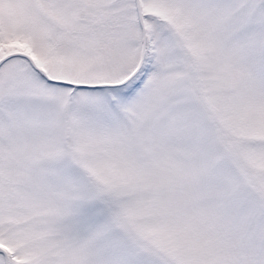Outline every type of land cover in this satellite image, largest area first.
<instances>
[{"label":"snow or ice","instance_id":"snow-or-ice-1","mask_svg":"<svg viewBox=\"0 0 264 264\" xmlns=\"http://www.w3.org/2000/svg\"><path fill=\"white\" fill-rule=\"evenodd\" d=\"M0 264H264V0H0Z\"/></svg>","mask_w":264,"mask_h":264}]
</instances>
